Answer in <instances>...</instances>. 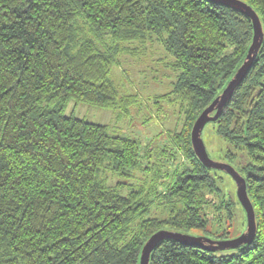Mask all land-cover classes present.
Wrapping results in <instances>:
<instances>
[{
	"label": "trees",
	"instance_id": "obj_1",
	"mask_svg": "<svg viewBox=\"0 0 264 264\" xmlns=\"http://www.w3.org/2000/svg\"><path fill=\"white\" fill-rule=\"evenodd\" d=\"M244 1L264 33V0ZM102 38L107 46L98 43ZM149 38L179 71L173 92L189 124L175 138L191 167L164 192L144 187L120 194L121 183L108 186L103 171L123 178L140 168L139 141L62 110L69 98L127 109L133 101L119 95L110 73L120 43ZM251 39L244 14L206 0H0V264H138L154 231H204L201 192L218 191L220 170L198 161L189 130L241 64ZM211 122L248 157L245 170H236L253 205L255 237L219 251L164 240L149 264H264V37ZM152 192L172 203L165 220L149 216Z\"/></svg>",
	"mask_w": 264,
	"mask_h": 264
},
{
	"label": "rangeland",
	"instance_id": "obj_2",
	"mask_svg": "<svg viewBox=\"0 0 264 264\" xmlns=\"http://www.w3.org/2000/svg\"><path fill=\"white\" fill-rule=\"evenodd\" d=\"M81 23L80 19L76 20L78 27L82 26ZM82 30L86 33L83 27ZM108 42V39L103 38L98 41L100 45L106 46ZM119 48L122 50L119 51L110 77L119 95H129L133 104L127 109L110 108L69 98L62 113L105 125L113 135L128 136L139 141L140 168L131 170L123 178L104 170L108 186L120 182V194L144 187H157L158 191L164 192L172 184L175 174L191 167L183 149L185 146L180 139L178 141L175 138V133L182 132L189 124L173 92L172 82L179 71L173 65V56L155 38H149L143 43L123 42ZM201 136L211 159L229 163L241 172L245 170L249 161L246 152L224 141L216 133L214 123H206ZM214 173L218 191L204 188L201 192L206 228L204 231L191 229L184 233L213 239H232L246 229L245 211L237 199L236 185L232 178L222 170ZM150 194L149 216L165 220L172 203L155 192Z\"/></svg>",
	"mask_w": 264,
	"mask_h": 264
},
{
	"label": "water",
	"instance_id": "obj_3",
	"mask_svg": "<svg viewBox=\"0 0 264 264\" xmlns=\"http://www.w3.org/2000/svg\"><path fill=\"white\" fill-rule=\"evenodd\" d=\"M233 8L244 14L251 22L252 39L243 61L222 91L198 114L190 130V144L195 157L207 168L222 170L227 173L236 185V196L246 215V229L232 239H212L207 236H193L177 230L161 228L154 231L141 247L138 264H149L152 251L164 240H174L186 246L203 248L209 251L236 249L250 244L256 234V221L253 205L247 195L245 178L231 164L214 161L207 153L202 139V130L206 123L215 121L221 110L231 98L234 90L243 80L252 66L261 47L264 33L260 18L256 11L244 0H206Z\"/></svg>",
	"mask_w": 264,
	"mask_h": 264
}]
</instances>
